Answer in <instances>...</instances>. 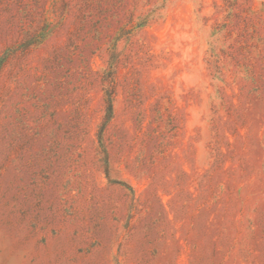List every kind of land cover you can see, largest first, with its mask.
Listing matches in <instances>:
<instances>
[{"label": "rangeland", "instance_id": "1", "mask_svg": "<svg viewBox=\"0 0 264 264\" xmlns=\"http://www.w3.org/2000/svg\"><path fill=\"white\" fill-rule=\"evenodd\" d=\"M0 264H264V0H0Z\"/></svg>", "mask_w": 264, "mask_h": 264}, {"label": "trees", "instance_id": "2", "mask_svg": "<svg viewBox=\"0 0 264 264\" xmlns=\"http://www.w3.org/2000/svg\"><path fill=\"white\" fill-rule=\"evenodd\" d=\"M109 113H110V111H109Z\"/></svg>", "mask_w": 264, "mask_h": 264}]
</instances>
